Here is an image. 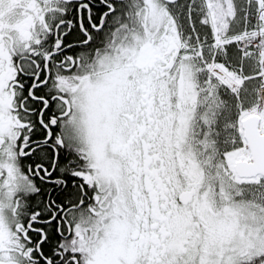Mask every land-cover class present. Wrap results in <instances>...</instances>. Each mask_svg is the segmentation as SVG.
Here are the masks:
<instances>
[{
	"label": "snow or ice",
	"instance_id": "obj_1",
	"mask_svg": "<svg viewBox=\"0 0 264 264\" xmlns=\"http://www.w3.org/2000/svg\"><path fill=\"white\" fill-rule=\"evenodd\" d=\"M0 264H264V0H0Z\"/></svg>",
	"mask_w": 264,
	"mask_h": 264
}]
</instances>
